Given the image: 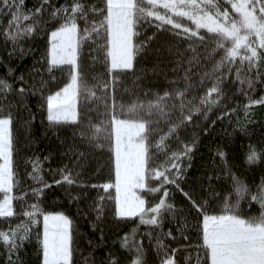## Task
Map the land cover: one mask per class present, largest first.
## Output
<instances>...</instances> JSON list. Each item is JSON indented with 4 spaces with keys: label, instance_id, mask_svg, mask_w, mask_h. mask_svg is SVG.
Listing matches in <instances>:
<instances>
[{
    "label": "trees",
    "instance_id": "obj_1",
    "mask_svg": "<svg viewBox=\"0 0 264 264\" xmlns=\"http://www.w3.org/2000/svg\"><path fill=\"white\" fill-rule=\"evenodd\" d=\"M38 3L39 0H24L26 8H31ZM62 3H65V0H49V4L57 7ZM83 4L87 15L79 19L78 23L71 16L69 20H74V23L80 27L85 24V20H90L93 24H97L96 28H99L106 12L107 0H83ZM89 5H93L96 10L89 9ZM51 12V7L45 5L42 20L35 23L32 29L36 34L21 41L23 51L16 47L15 53L11 55L10 49L14 45L10 40L5 41L3 31L10 17L7 15L0 17V79H6L13 84V91L8 97L12 100L13 107L8 111L15 118L13 124L16 137L14 169L18 173L14 177L12 193L0 191V200L8 195L13 196L15 208L13 216L0 217V231L7 232L10 228H17L20 233H23L24 226L27 225L30 239L23 243L18 256L22 258L23 264H38V260L42 258V253L38 251L41 245L35 236L38 226L28 224L29 218L23 213L29 210L31 204L37 202L31 189L38 188L40 184L28 173L34 171L33 163L35 162L41 170L40 174L44 181L51 182L53 179H60L58 169H63L65 165L72 171L81 163H86L82 170V178L88 180L87 188L83 184L62 181L60 185H51L39 197L42 211L45 209L64 211L76 222L74 264H112L108 253L115 255L119 264H134L138 255L140 256L138 264H163V261L173 253V258L178 260L179 264H188L189 259L192 264H196L198 256L204 258L205 246L191 218L182 219L183 210L191 206L173 184L167 185L143 211L133 216H126L128 218H119L114 215V211L117 212L114 191L95 187L97 183L104 185L113 183L116 172L111 152L99 146L92 135L96 114L93 103L89 105L90 110L86 118L83 121L79 120L78 124L49 122L46 107H37L41 101L38 93L28 92L21 97L14 90L18 84L15 80L17 74L24 73L25 79L28 80L29 70L39 68L43 64L39 57L46 47L50 29L61 22L60 17L63 15L62 13L51 15ZM75 16L78 18L80 13L77 12ZM24 23L26 26L33 22L25 20ZM37 29L39 32L36 31ZM93 30L94 32L84 37L85 42L80 51V76H84L90 84H104L108 93L112 87V94L118 102H130L136 98L143 101H162L166 93L176 94L178 85L184 84L190 96L200 107L201 100H205L209 94L207 86L211 82L219 80L222 82L226 78L225 75H220L219 71L213 73L219 54L215 50L216 45L212 35L205 31L186 33L172 25L150 18L142 20L137 26L138 50L132 67L115 71L111 82V72L104 58V48L96 39V35H100V28ZM263 54L257 60V68L253 72L250 71L248 75L251 85L244 89L239 88V84H236L237 79H234L236 76L230 73L229 83L218 84L220 92L223 93L222 96L220 93L221 98L208 102L201 106L200 110L190 111L186 119L177 118L172 125L167 126V130L176 135L175 138L171 137L168 143L181 151L182 140L189 137L190 123L205 124L204 113L208 109H211L208 113L209 119L215 118L218 111L223 109L225 112L227 108L235 109L223 120L218 119L210 133L198 137V148L193 150L191 165L187 170L190 180L185 183V187L189 184L208 185L207 174L211 170L215 171L211 185L215 187L218 196L210 201L208 210L214 212L220 202L233 194V180H240L246 189L239 197L237 215L255 224L264 221V214H262L264 208L261 207L259 200L251 199V194L260 190L264 172H261L259 162L249 164L246 157L252 147L258 154L261 149H264V105L245 107L247 98L244 93L247 92L249 98H258L264 92ZM34 61H36L35 64ZM8 67L14 68L15 72L8 71ZM62 67L63 73L56 71L55 75L58 79L50 86L54 87L67 82V77L68 81H71L72 67L67 65ZM44 75L47 79V74L44 73ZM232 81L235 85L231 83ZM29 83H31L30 80ZM5 95L3 86L0 85V100H4ZM4 104L5 108L0 109V115L7 110V101ZM174 108L179 111V104ZM29 114H32L34 119L26 123L29 121ZM180 117L184 118L185 115L180 114ZM73 128L78 130V135L74 133ZM71 144L74 145V150L69 152ZM218 145L226 152V157L221 158L216 155ZM75 149L82 150L84 156L79 157ZM199 190L204 191L203 188ZM80 192H87L89 199L95 197L97 192L104 195L105 210L102 217L96 218L93 208L85 198L77 201L68 195V193L75 195ZM170 201L177 208L174 220H170L165 212H162L163 209L168 208ZM153 217L157 221L163 220L164 229L170 228L173 231V237L163 235L158 226L151 223L147 225L139 220L147 218L150 221ZM92 220H96V229L90 226ZM179 227L185 229L182 234L178 230ZM101 231L103 237L100 235ZM126 235L127 245H125ZM158 238L164 241L163 244L157 245ZM137 249L140 251L138 252ZM206 254L208 259H204V264H214L209 250ZM6 255V242L0 238V264H5Z\"/></svg>",
    "mask_w": 264,
    "mask_h": 264
},
{
    "label": "rangeland",
    "instance_id": "obj_2",
    "mask_svg": "<svg viewBox=\"0 0 264 264\" xmlns=\"http://www.w3.org/2000/svg\"><path fill=\"white\" fill-rule=\"evenodd\" d=\"M220 1L107 0L100 35H96V39L104 48L111 82L115 71L132 67L138 50L137 26L142 20L151 18L186 33L205 31L215 40L219 55L213 73L219 71L226 78L207 86L209 94L201 100V106L221 98L218 84L229 83L230 73L236 76L234 79H237L239 88L248 87V75L257 68V60L264 53V0ZM72 19L68 20L70 26L60 38L66 58L71 61L65 65L73 69L64 114L74 117L79 101L80 121H83L90 110L89 105L94 104L96 114L92 135L99 146L111 152L116 172L114 182L106 183L104 189L114 191L118 213L133 216L143 211L171 184L168 183L170 178L175 180L173 166L180 159V150L168 143L171 137H176L167 130L168 124L172 125L177 118L186 119L190 111L202 107L190 96L184 84L178 85L176 94L166 93L162 101L136 98L130 102L116 101L112 87L108 93L104 84H90L77 71L76 60L85 42L84 37L99 28L90 20H85L80 27ZM24 21H20L22 26H25ZM231 83L235 85V82ZM178 104L179 111L174 108ZM179 113L185 117L181 118ZM233 181V194L205 217L206 244L214 262L220 259L217 247L223 244L228 249L223 257L226 264H264V222L251 223L237 215V202L242 193L236 191V186L242 182ZM0 187L4 189L0 191L10 194L13 191L7 170L0 179ZM11 197L8 195L5 199ZM209 225L214 231H207ZM241 238L243 243H237ZM62 259L64 264H70L67 251Z\"/></svg>",
    "mask_w": 264,
    "mask_h": 264
},
{
    "label": "snow or ice",
    "instance_id": "obj_3",
    "mask_svg": "<svg viewBox=\"0 0 264 264\" xmlns=\"http://www.w3.org/2000/svg\"><path fill=\"white\" fill-rule=\"evenodd\" d=\"M45 5L51 7V15H59L61 13L63 14L60 17L61 22L50 29L46 41V47L39 57V60L43 61L41 67L30 69L28 80L25 79L24 73L17 74L15 76V80L18 81V84L14 90L20 94L21 97H23V95L28 92L38 93L41 101L37 107H46V115L49 122H72L73 125L78 124L80 120L79 101H77V110L74 117H69L64 114L67 107L65 103V97L70 88L68 77L67 82L55 85L54 87L50 85L52 82L58 79V77L55 75V72L60 71L63 73L62 66L71 63V61L66 58L65 49L61 44L60 38L70 26L68 24L70 16L76 19L78 23L79 19H83L87 15V10L84 7L83 0H65V3L60 4L59 7L49 4V0H39L38 5H34L31 8L25 7L24 0H0V17L5 15L10 17V19L7 21L8 27L3 30L5 33L4 38L6 42L10 40L14 45V47L10 49V55L15 53L16 47H19L20 50L23 51V44L21 41L36 34V32H33L32 29L35 23L42 20V14L44 12ZM88 7L93 11L96 10L93 5H89ZM77 12L80 13L78 18L75 16ZM22 19L32 20L33 23L22 26L20 24ZM36 31L39 32L38 29ZM79 55L80 54L78 53L76 60L77 71H79ZM35 63L36 61H34V64ZM8 71L14 73L15 69L8 67ZM44 73L47 74V79H45ZM29 80L31 83H29ZM251 83V80H249V85H251ZM0 85L3 86V90L6 94L4 100H0V109L5 108L4 102L7 101V110L2 115H0V179L3 178L5 170H7L9 184L13 189L14 177L18 175L14 169V151L16 150V142L14 141H16V137L14 136L13 124L15 118L11 112L8 111L13 107L12 100H9L8 98L10 93L13 91V84L6 79H0ZM253 91H255V89H253ZM244 95L247 98V105L245 107L256 104L264 105V92H262L258 98H249L247 92H245ZM234 111L235 109L233 108H227V112H225L223 109L222 111H218V114L215 118L209 119L208 113L211 112V109H208L204 113V120L206 121L205 124L201 125L200 122H196L195 124L190 123L188 125L190 129L189 137L186 140H182V150L179 154L180 159L173 166L175 180H172L171 178L168 180V183H172L191 206L187 210H183L184 216L182 219L187 220L188 218H191L192 224L196 225L199 230V235L202 237V243L203 246H205V255L204 258H200L198 256L196 264H204V259H208L206 253L209 250V246L205 243V217L209 214L208 210L210 207V201L214 197H217L218 194L215 187L211 185V181L215 177V171L211 170L208 172V185H205L204 183L199 186H193L189 184L188 187H185V183L190 180L187 175V170L191 165L193 150L198 148V137L203 134L210 133L212 126L217 123L218 119L223 120L228 116V113H232ZM32 119H34V116L29 114V121L26 123H30ZM73 131L76 135L79 134L77 129L73 128ZM73 150L74 145L71 144L68 151L72 152ZM75 151L79 157L84 156L82 150L75 149ZM216 155L223 158L226 157V152L221 150L218 145ZM246 160L249 164H252L253 162H259L261 165V172H264V149H261V152L258 154L255 148L252 147L246 157ZM85 165L86 163H81L79 167L74 168L72 171H70L67 165H65L63 169H58L60 179H53L51 182L44 181L43 176L40 174L41 170L35 162L33 163L34 171L32 173H28L29 176H32L34 180L39 181L40 184L38 188L31 189V192L33 193V196L36 197L37 202L31 204L29 206V210L23 213L29 218L28 224L38 226L35 236L37 242L41 245L38 251L42 253V258L38 260V264H64L62 257L65 251H67L69 254L70 264H74L73 255L75 251L74 237L77 231L76 222L64 211H48L46 209L42 211L39 197L42 196L44 192L49 187H51V185H60L62 181L67 183L83 184L84 187L87 188L88 180L82 178V170L84 169ZM95 187L104 189V184L97 183ZM200 188H203L204 191L200 192ZM0 189L3 188L0 187ZM245 189L246 186L243 183H237L236 191L238 193L243 194ZM68 195L71 199L77 201L81 198H85L87 203L93 208L96 218H100L104 215L105 197L99 192H97L95 197L90 199L87 197V192H80L76 193L75 195L68 193ZM251 199L259 200L261 207L264 208V177H261L260 190H258L257 193H252ZM225 207H227V205H225ZM176 211V205L170 201L168 208L165 209V214L170 220H174ZM14 214L15 208L13 196L9 199L3 198L0 200V217H11ZM262 214H264V212H262ZM84 215H87V213H84ZM114 215L119 218H128L126 216H122L116 211H114ZM139 220L147 225L151 223L154 226H158L157 228L161 230L163 235L167 237H173V231L170 228L167 230L164 229L163 220L157 221L155 217H153L150 221L147 218H140ZM41 225L42 230H40ZM90 226L93 229H96V220L90 221ZM178 230L181 232V234L185 231L183 227H179ZM207 231L212 232L214 229L211 225H209ZM100 235L103 237L102 231ZM0 238H2V240L6 242L7 245L5 264H23L22 258L18 256V252L23 247V243L30 239L28 226H24L23 233H20L17 228H10L7 232L0 231ZM156 242L157 245H160L163 244L164 241L158 238ZM237 243L242 244L243 238L237 241ZM125 245H127V235L125 236ZM177 247L180 246L177 245ZM137 251L139 252L140 249H137ZM227 251L228 249L223 244L218 245L217 252L220 259L214 262V264H226V261L223 259V257L226 255ZM107 255L111 256L112 264H119L118 258L115 255H112L111 253H108ZM173 256L174 253L173 255L168 256L163 261V264H179V261L175 260ZM139 261L140 256L138 255L134 264H138ZM188 264H192L190 259L188 260Z\"/></svg>",
    "mask_w": 264,
    "mask_h": 264
},
{
    "label": "bare ground",
    "instance_id": "obj_4",
    "mask_svg": "<svg viewBox=\"0 0 264 264\" xmlns=\"http://www.w3.org/2000/svg\"><path fill=\"white\" fill-rule=\"evenodd\" d=\"M107 184H109V183H107ZM172 184V183H171Z\"/></svg>",
    "mask_w": 264,
    "mask_h": 264
}]
</instances>
